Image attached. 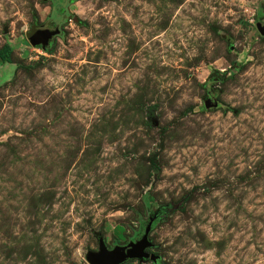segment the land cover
I'll return each instance as SVG.
<instances>
[{"label":"rangeland","instance_id":"obj_1","mask_svg":"<svg viewBox=\"0 0 264 264\" xmlns=\"http://www.w3.org/2000/svg\"><path fill=\"white\" fill-rule=\"evenodd\" d=\"M256 22L264 0H0V264H88L153 213L155 261L122 264H264Z\"/></svg>","mask_w":264,"mask_h":264},{"label":"water","instance_id":"obj_2","mask_svg":"<svg viewBox=\"0 0 264 264\" xmlns=\"http://www.w3.org/2000/svg\"><path fill=\"white\" fill-rule=\"evenodd\" d=\"M255 27L259 34L264 33V25H261L259 22L255 23ZM34 32H40L43 34V37H51L53 34L58 32L57 26L42 27L38 26L33 30ZM31 34V33H30ZM42 40H33L31 35H28V42L31 46H41L46 47L47 39ZM203 104L205 108L215 107L217 105L214 97H206L203 99ZM156 213H153L148 216L147 222L144 225L142 234L139 238L128 241L123 245H113L111 248H106L102 238L97 237V249L96 250H87L85 253V260L88 264H122L124 261L129 259H136L138 261L150 259L155 261V255L146 251L147 248L151 246L150 241L147 238V234L152 224V220L155 219Z\"/></svg>","mask_w":264,"mask_h":264},{"label":"flooded vegetation","instance_id":"obj_3","mask_svg":"<svg viewBox=\"0 0 264 264\" xmlns=\"http://www.w3.org/2000/svg\"><path fill=\"white\" fill-rule=\"evenodd\" d=\"M42 26V27H50V28H52L53 26H57V28H58V32L57 33H55V34H53L51 37H47V38H45V36L43 37V34L42 33H40V32H34V33H32L33 32V30L34 29H36L38 26ZM60 32V30H59V27H58V25H56L55 23H53L52 21H47V20H45V21H43V22H39V23H37V24H32L31 26H30V32H29V35H31V37H32V39L33 40H42V39H47V45H49L50 44V42L52 41V39H53V37L55 36V35H57L58 33ZM31 33V34H30ZM46 45V46H47Z\"/></svg>","mask_w":264,"mask_h":264},{"label":"trees","instance_id":"obj_4","mask_svg":"<svg viewBox=\"0 0 264 264\" xmlns=\"http://www.w3.org/2000/svg\"><path fill=\"white\" fill-rule=\"evenodd\" d=\"M9 50V47L7 45H3L1 48H0V60L2 62H11L10 58L7 56V51ZM148 197H146L147 199ZM116 228H120L122 230V227L119 225V226H115L114 230Z\"/></svg>","mask_w":264,"mask_h":264},{"label":"built area","instance_id":"obj_5","mask_svg":"<svg viewBox=\"0 0 264 264\" xmlns=\"http://www.w3.org/2000/svg\"><path fill=\"white\" fill-rule=\"evenodd\" d=\"M42 49V48H41Z\"/></svg>","mask_w":264,"mask_h":264}]
</instances>
